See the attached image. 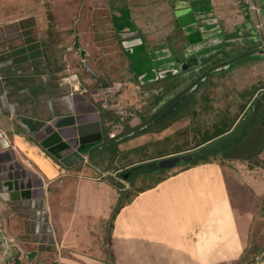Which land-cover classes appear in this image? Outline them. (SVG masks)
Segmentation results:
<instances>
[{
	"label": "crops",
	"instance_id": "crops-1",
	"mask_svg": "<svg viewBox=\"0 0 264 264\" xmlns=\"http://www.w3.org/2000/svg\"><path fill=\"white\" fill-rule=\"evenodd\" d=\"M164 1L154 10L152 1L138 9L125 0H108L111 30L128 75L102 91L96 88L101 70L95 59L110 55L108 37L80 30L98 25L96 19L77 20L71 0H0V50L13 65L0 80V142L10 145L0 149V176L24 183L11 194L13 189L0 182V264H255L259 259L263 102L244 137L224 153L182 162L146 186L143 178L152 173L143 171L125 202L113 183L111 174L192 153L224 137L264 93V56L253 50L259 26L250 35L240 33L241 26L252 27L246 10L264 0H240L242 15L236 23L224 21L233 26L227 32L217 22L214 0ZM195 30L202 42L194 52H206L198 65L155 78L156 71L185 63L186 36ZM127 31L139 34L140 45L119 40L118 34ZM85 36L88 47L82 44ZM71 75L77 81L69 85ZM107 92L119 93L113 117L104 104L112 96ZM183 95L167 119L154 121ZM70 117L77 127L85 125L82 132L91 122L100 123L101 142L82 157L53 155L41 145L40 133L49 124ZM125 133L128 142L112 141ZM42 207L49 247L35 234Z\"/></svg>",
	"mask_w": 264,
	"mask_h": 264
},
{
	"label": "rangeland",
	"instance_id": "rangeland-1",
	"mask_svg": "<svg viewBox=\"0 0 264 264\" xmlns=\"http://www.w3.org/2000/svg\"><path fill=\"white\" fill-rule=\"evenodd\" d=\"M70 1V0H68ZM74 4L75 7V14L77 16V20L80 19L81 16H85L88 15L89 17H91L92 19H96L97 20V24L98 25H91L88 24L87 26H82L80 27V30L85 31V35H87L89 32H92L94 30L96 31H101L102 33L105 34L107 39V42L105 43L106 46H108V50L110 52V55L106 58H101V56L97 57V59H95V65L99 67V69L101 70V85L98 86L96 85V88H101V90H108V89H113V87H117L116 85H114V83H121L124 80H127V75H128V69H127V60L126 57L124 56V54L122 53V51H119V47L117 45L116 40L114 39L112 30H111V26H110V13L111 11H109L108 7H107V2L108 0H71ZM121 1V0H120ZM127 1L126 3H130L132 6H135V8L138 9H143L145 8L144 4L145 2H149L152 1V3L154 4L152 6V8L155 10L156 8H161L163 3L165 2L164 0H125ZM216 1V3H218L219 5V16L220 18L217 19L218 24L221 23L223 25V29H225L224 32H227L231 29H233L232 23L228 24L226 26L224 21H233V22H238L240 17H241V12H240V8L238 2L240 0H214ZM59 4V8L63 7L65 4ZM259 3L256 4V7H254L255 5H251L250 8L248 10H246V16H248L249 18H251L250 22L252 23V27L251 28H247V26H241L240 30H241V34L242 35H250L251 31L255 28L254 26L258 25L260 31L256 32L257 35L260 37L258 40V44L255 46L256 48L253 47V50L255 54H259L264 56L263 50H264V19H263V15H262V10H264V5L262 3L259 4V6H261V9H258L259 7H257ZM254 7V8H253ZM67 11L62 10V13H66ZM244 15V17H246ZM75 16V18H76ZM218 16V17H219ZM258 19H262V20H258ZM216 22V23H217ZM255 24V25H254ZM230 26V27H229ZM254 27V28H253ZM252 29V30H251ZM113 37V38H112ZM110 38L113 39V41L110 40ZM82 44L83 46L86 45L88 47V43L86 40V36L84 37V39H82ZM226 41H229V39H227ZM80 41H78V45H79V50L78 51H82V47L81 44L79 43ZM231 43V42H229ZM229 43H227V45H229ZM75 48V47H74ZM76 49V48H75ZM84 63H86V57L84 58ZM123 89V86L120 88V90ZM121 93V92H120ZM114 93H110L107 92V94L105 95H112ZM118 94L116 95H112L109 97L105 98V105L107 107V110L112 113V109L111 107L116 103L114 101L115 98H118ZM104 100H101V105L103 104ZM264 103V101H262ZM127 105L124 106L125 111H129L130 109V104L129 101H126ZM101 109H104L101 107ZM106 110V109H105ZM113 113H112V117H113ZM169 116H166L165 119H167ZM127 135V133L123 134L122 136ZM122 136L117 137L116 139L112 140L114 143H116V145L118 143H120L122 140H124V142H128L130 137H126L124 139H122L121 141L119 140ZM263 137V135H261ZM123 142V143H124ZM112 143V142H111ZM109 144V143H107ZM224 149L220 150V153H224ZM127 156L128 155H124ZM201 157V156H200ZM199 158V157H198ZM196 160V159H195ZM157 164V163H156ZM181 165V164H180ZM143 171H149L148 173H152L150 174V177H144L143 178V182L141 185H143L145 182L147 183V185L149 184H154L156 183L158 180H160L165 174H166V170H161L158 169L156 171L149 168H143L141 170L138 171H133L131 170H127L123 173L119 174H111L112 178L114 179V185L115 187L120 191V193L123 195L122 199L123 202L127 201L129 199V197L125 196L126 194H132L135 192V188H134V183H136V179L137 177H139V173H142ZM109 172V171H108ZM159 174H158V173ZM128 174V177L126 179H124V175ZM157 173V174H155ZM114 175V176H113ZM92 176V175H91ZM90 178V177H89ZM91 178H96L97 180H109L107 178V176H95L93 175ZM144 186H146L144 184ZM264 221V219H263ZM44 226H46L44 224ZM264 229V227H263ZM264 231V230H263ZM255 236V235H254ZM254 236L252 235V238H254ZM263 238V239H262ZM258 244H261V248L258 249L256 252H258V260L255 261V264H264V233L261 235V239H258ZM47 247H49V244L47 243Z\"/></svg>",
	"mask_w": 264,
	"mask_h": 264
},
{
	"label": "water",
	"instance_id": "water-1",
	"mask_svg": "<svg viewBox=\"0 0 264 264\" xmlns=\"http://www.w3.org/2000/svg\"><path fill=\"white\" fill-rule=\"evenodd\" d=\"M262 15L264 16V10L261 11ZM119 40L125 45L128 41H136L140 45V39L139 34L136 31H127L122 32L118 34ZM186 40L189 43L188 47L185 49V63L179 67L174 68H168L167 70H158L157 72H176L178 70H186L192 67H196L198 65V60L200 57L204 56L206 52L203 50H198V52H194L196 49V46L198 43L202 42V36L198 33L197 30L192 31L189 33L188 36H186ZM74 47L79 50V45L77 39H75V45ZM81 54L83 56L84 61V51H81ZM186 97V95H183L179 97L177 100H175L171 105H169L164 111H162L154 121L160 120L163 117L169 115L172 111L175 110L176 106H178L183 99ZM264 101V93L259 95V98L256 99L253 103L252 108L248 111V113L245 115V117L233 128V130L225 135L224 137L203 146L199 150L188 153L185 155L175 156L167 159H163L158 161L157 164L155 163H149L146 164L147 167L153 168L154 171L161 169V170H168L171 169L178 164L182 162H187L194 160L200 156L203 155H211L214 154L225 147L231 145L234 142H237L239 139H241L245 133V130L248 126L252 124V121L254 119L255 110L259 107L260 103ZM75 120L70 118H58L55 121H53L51 124H49L43 132L40 133V135H43L45 137V141L41 143V145L48 149L49 153L53 155H70L75 154L78 156H84L86 155L87 151L93 146L101 142V133L99 131L100 129V123L96 120L94 122H91L89 126V130L87 132H82L83 126L79 125V127L76 126ZM75 128V129H74ZM85 128V127H84ZM87 128V127H86ZM73 129L75 131L74 134L67 131ZM47 135V136H46ZM84 139V141H83ZM67 152L64 154V152ZM13 167H16V170H20V166L17 163L13 164ZM141 166L135 167L134 169H140ZM127 173L124 175V179L128 177ZM20 175V173H19ZM24 176L26 173L23 174ZM19 178H11L10 175H3L0 176V182L3 184V188L5 190H12V193H17L18 189H24V183H18ZM10 182H13L10 183ZM15 191V192H13ZM24 195V194H23Z\"/></svg>",
	"mask_w": 264,
	"mask_h": 264
},
{
	"label": "built area",
	"instance_id": "built-area-1",
	"mask_svg": "<svg viewBox=\"0 0 264 264\" xmlns=\"http://www.w3.org/2000/svg\"><path fill=\"white\" fill-rule=\"evenodd\" d=\"M4 55H6V54L3 51L0 50V80L3 78L4 70L6 68H8V67H10V68L12 67L13 68L11 60L6 58V57L3 58L2 56H4ZM172 68L176 69V67H172ZM179 71L180 70H178L176 72V70H175V73H178ZM15 72H16V74L21 75V71L20 70H17ZM169 73L173 74L174 72L172 73V72H165V71H163V72H157L156 71L155 78L164 77V76H166ZM76 81H77V77L75 75H71V76H69L66 79V83L69 84V85H70V83L76 82ZM8 148H10L9 143L7 142V140L2 139V141L0 142V149H8ZM37 216L39 217V219H38V224L35 227V234L37 236H41V241H42L43 244H47V243L50 244V242H48V241L43 239V237L45 235L47 237H49V233H50V229L48 228L49 224H48V221H47V216L45 214V211L43 210V207H42V209L41 208L38 209ZM44 224L46 226H44ZM52 244H54V243H52ZM55 246H56V244H55ZM55 248L59 252L61 247L58 246V248L57 247H55Z\"/></svg>",
	"mask_w": 264,
	"mask_h": 264
},
{
	"label": "trees",
	"instance_id": "trees-1",
	"mask_svg": "<svg viewBox=\"0 0 264 264\" xmlns=\"http://www.w3.org/2000/svg\"><path fill=\"white\" fill-rule=\"evenodd\" d=\"M127 136H129V135H124V136H122L119 140H122V139L126 138ZM243 137H244V136H243ZM243 137H242V138H243ZM242 138H241V139H242ZM241 139H240V140H241ZM222 150H223V149H222ZM143 168H149V169H152V168H150V167H147L146 165L143 166V167H141L140 169H143ZM138 170H139V169H134L133 171H138Z\"/></svg>",
	"mask_w": 264,
	"mask_h": 264
}]
</instances>
